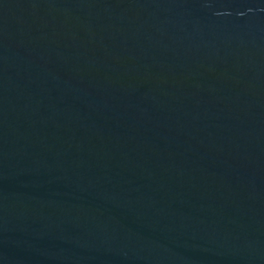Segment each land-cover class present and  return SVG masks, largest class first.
Masks as SVG:
<instances>
[{
  "label": "water",
  "instance_id": "95a60500",
  "mask_svg": "<svg viewBox=\"0 0 264 264\" xmlns=\"http://www.w3.org/2000/svg\"><path fill=\"white\" fill-rule=\"evenodd\" d=\"M0 264H264V0H0Z\"/></svg>",
  "mask_w": 264,
  "mask_h": 264
}]
</instances>
